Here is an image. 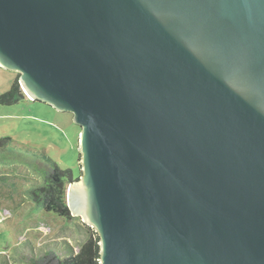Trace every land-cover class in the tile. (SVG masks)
<instances>
[{
    "label": "water",
    "instance_id": "obj_1",
    "mask_svg": "<svg viewBox=\"0 0 264 264\" xmlns=\"http://www.w3.org/2000/svg\"><path fill=\"white\" fill-rule=\"evenodd\" d=\"M0 67L81 128L100 264H264V0H0Z\"/></svg>",
    "mask_w": 264,
    "mask_h": 264
},
{
    "label": "rangeland",
    "instance_id": "obj_2",
    "mask_svg": "<svg viewBox=\"0 0 264 264\" xmlns=\"http://www.w3.org/2000/svg\"><path fill=\"white\" fill-rule=\"evenodd\" d=\"M4 70L0 74V96L11 90L19 75ZM16 106L0 105V116L14 115L3 114L2 110H17L21 116V111L26 115L42 108V116L55 124L35 127L33 123L30 129L28 121L0 118V139L10 136L13 140L10 151L0 153V177H3L0 179V264H32L50 250L65 259L78 254L95 229L80 217L69 221L36 210L28 193L34 188L31 184L40 182L35 170L36 157L42 158V164L37 166L57 165L61 170H72L75 178L82 177L80 127L74 123L72 114L57 112L44 103L22 100ZM12 161L18 163L8 166Z\"/></svg>",
    "mask_w": 264,
    "mask_h": 264
},
{
    "label": "trees",
    "instance_id": "obj_3",
    "mask_svg": "<svg viewBox=\"0 0 264 264\" xmlns=\"http://www.w3.org/2000/svg\"><path fill=\"white\" fill-rule=\"evenodd\" d=\"M19 77L20 75L17 76L11 90L0 96V105L13 106L22 100H29L20 86ZM34 102L37 103V101ZM11 141L13 140L10 136L0 139V153L10 151L9 145ZM18 155L20 154L18 153ZM41 159V157H36L35 161V170L36 174L39 175L40 182L37 185L35 183L31 184L34 188L29 191V198L36 210H44L66 220H73L74 218L71 215L67 202L68 188L70 184L78 181L80 178H75L72 170H61L57 165L51 167L46 165L37 166V163L42 164L40 163ZM16 163L18 161H12L7 165H15ZM28 169L30 170V168ZM2 178L1 176L0 179ZM100 241V236L95 231L89 235V238L81 246L78 254L62 259L57 251L50 250L42 257L34 260L32 264H100Z\"/></svg>",
    "mask_w": 264,
    "mask_h": 264
},
{
    "label": "crops",
    "instance_id": "obj_4",
    "mask_svg": "<svg viewBox=\"0 0 264 264\" xmlns=\"http://www.w3.org/2000/svg\"><path fill=\"white\" fill-rule=\"evenodd\" d=\"M4 69H2L0 67V74H3L4 73ZM29 102H32L30 100H27ZM36 103V102H34ZM16 106V105H15ZM17 107V106H16ZM44 109L42 108H35V111H28V113H26V115H24L23 111L20 112L21 116L17 114V110L15 111H9V110H2L3 114H14V115H18V116H12V115H5V116H0V118H16V119H19L20 121H28L27 124L30 126V129L32 127V124L34 123L35 127H38L40 126V124H44V125H51V124H55L53 121H49L48 119H46L45 117L42 116V111ZM26 111V110H25ZM41 114V115H38ZM25 119V120H24Z\"/></svg>",
    "mask_w": 264,
    "mask_h": 264
},
{
    "label": "clouds",
    "instance_id": "obj_5",
    "mask_svg": "<svg viewBox=\"0 0 264 264\" xmlns=\"http://www.w3.org/2000/svg\"><path fill=\"white\" fill-rule=\"evenodd\" d=\"M24 92V91H23ZM24 94L27 96V94L24 92ZM27 98L30 100V101H32V102H34L30 97H28L27 96Z\"/></svg>",
    "mask_w": 264,
    "mask_h": 264
}]
</instances>
